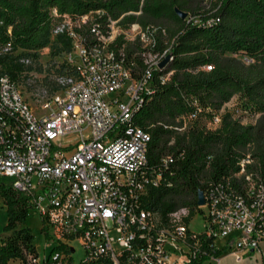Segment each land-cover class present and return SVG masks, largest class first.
Returning <instances> with one entry per match:
<instances>
[{"label": "built area", "instance_id": "obj_1", "mask_svg": "<svg viewBox=\"0 0 264 264\" xmlns=\"http://www.w3.org/2000/svg\"><path fill=\"white\" fill-rule=\"evenodd\" d=\"M88 19H68L52 31L71 41L70 69L58 77L57 92L41 100L40 113L0 65V176L12 178L13 188L29 196L40 216L47 247L53 248L44 264H71L75 242L86 253L81 264H221L223 255L241 263L251 253L264 260V172L250 153L233 175L208 184L205 204L192 215L182 208L163 222L144 205L148 189L171 185L162 168L174 158H163L160 168L149 167L150 135L134 122L153 94V73L167 51L146 54L147 69L134 79L122 56L109 48L116 38L112 31L105 35L94 25L91 42L75 31ZM115 24L109 22L110 30ZM127 30L136 36L122 33L126 38L153 45L138 24ZM12 49L7 43L0 57ZM26 56L19 59L22 64L29 62ZM226 110L234 107L226 104L207 128L216 129ZM200 215L205 230L198 233L189 222ZM33 262L41 264L39 258Z\"/></svg>", "mask_w": 264, "mask_h": 264}, {"label": "trees", "instance_id": "obj_2", "mask_svg": "<svg viewBox=\"0 0 264 264\" xmlns=\"http://www.w3.org/2000/svg\"><path fill=\"white\" fill-rule=\"evenodd\" d=\"M176 9L187 17L181 18ZM86 15V23L74 26L86 42L92 40L94 25L109 35L110 21L123 30L138 24L150 33L153 45L146 47L139 37L128 39L124 34L109 44L134 79L147 69L146 54L167 51L171 56L163 69L154 70L153 94L134 116V122L150 135L148 166L160 168L163 158H174V163L162 168L164 181L171 185L150 188L143 199L161 221L182 208L192 215L199 192H205L210 182L237 172V163L247 153L264 172L261 120L244 125L235 109L221 114L216 129L207 128L205 122L235 97L250 115L264 119V0H0V49L9 42L13 47L10 54L0 57L2 70L18 84L25 71L19 56L37 55L55 27ZM65 38L56 36L68 54L72 44ZM232 56H242L244 61ZM207 65L211 70L203 69ZM62 67L70 69L66 62ZM169 72V79L162 83L160 78ZM197 109L201 110L198 117L188 121ZM0 198L7 214L4 231L9 233L0 241V264L16 260L35 264L39 255L26 225L29 196L13 188L12 178L0 176Z\"/></svg>", "mask_w": 264, "mask_h": 264}, {"label": "rangeland", "instance_id": "obj_3", "mask_svg": "<svg viewBox=\"0 0 264 264\" xmlns=\"http://www.w3.org/2000/svg\"><path fill=\"white\" fill-rule=\"evenodd\" d=\"M113 36L117 37L120 34L124 33L129 38L136 36V32L133 30H123L119 25L115 24L111 28ZM66 39V38H65ZM60 41L51 34L49 43L45 48L38 51L37 55H28L29 62L23 63L25 71L18 79V86L21 90L25 100L31 105V107L40 113V102L41 100L50 97L53 93L57 92V79L62 73L66 72L63 70L62 65L66 61V53ZM20 54V52H17ZM25 57V55L19 56V59ZM233 57V56H232ZM238 60H243L242 56H234ZM228 105L234 110L236 109V117L242 119L244 125H255L260 120L261 126L264 130V119H261L260 115H250L243 107V103L238 97H235L231 100ZM209 124V120L205 121ZM7 223V214L6 208L3 204V200L0 198V241H3L7 238L9 233L4 231V227ZM204 219L200 215L196 217L193 221L189 222L190 228L195 232L201 233L204 232ZM26 225L31 229L33 234V245L38 251V255L41 258V264H44V260L50 256L53 248L51 246L47 247V240L43 233L42 221L38 213L34 210H30L29 217L27 218ZM218 244H221V241H218ZM76 252L73 253L71 258V264H81L86 257L84 249L77 242L72 245ZM264 247V246H263ZM252 253L243 258L241 263L234 261V258L231 256L223 255L221 264H263L264 260L260 257H252ZM251 256V257H250ZM8 264H24L21 261H10Z\"/></svg>", "mask_w": 264, "mask_h": 264}, {"label": "water", "instance_id": "obj_4", "mask_svg": "<svg viewBox=\"0 0 264 264\" xmlns=\"http://www.w3.org/2000/svg\"><path fill=\"white\" fill-rule=\"evenodd\" d=\"M176 12L183 19L187 17V13H185L183 11H180V10L176 9ZM170 59H171V56L170 55L166 56L162 60V62L159 64V68L160 69H163L169 63ZM204 204H205L204 192L203 191H200L199 194H198L197 205L201 206V205H204Z\"/></svg>", "mask_w": 264, "mask_h": 264}, {"label": "crops", "instance_id": "obj_5", "mask_svg": "<svg viewBox=\"0 0 264 264\" xmlns=\"http://www.w3.org/2000/svg\"><path fill=\"white\" fill-rule=\"evenodd\" d=\"M36 251H37V249H36ZM38 252V251H37ZM39 258V262L41 263L42 261H41V258L40 257H38Z\"/></svg>", "mask_w": 264, "mask_h": 264}]
</instances>
